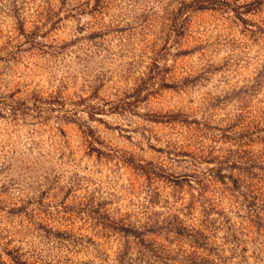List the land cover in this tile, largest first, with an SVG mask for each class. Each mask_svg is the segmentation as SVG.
<instances>
[{
  "label": "rangeland",
  "instance_id": "rangeland-1",
  "mask_svg": "<svg viewBox=\"0 0 264 264\" xmlns=\"http://www.w3.org/2000/svg\"><path fill=\"white\" fill-rule=\"evenodd\" d=\"M0 264H264V0H0Z\"/></svg>",
  "mask_w": 264,
  "mask_h": 264
},
{
  "label": "trees",
  "instance_id": "trees-1",
  "mask_svg": "<svg viewBox=\"0 0 264 264\" xmlns=\"http://www.w3.org/2000/svg\"><path fill=\"white\" fill-rule=\"evenodd\" d=\"M200 8V7H199Z\"/></svg>",
  "mask_w": 264,
  "mask_h": 264
}]
</instances>
